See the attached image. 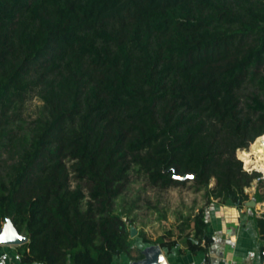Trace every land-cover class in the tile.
Returning a JSON list of instances; mask_svg holds the SVG:
<instances>
[{"label":"trees","instance_id":"16d2710c","mask_svg":"<svg viewBox=\"0 0 264 264\" xmlns=\"http://www.w3.org/2000/svg\"><path fill=\"white\" fill-rule=\"evenodd\" d=\"M263 138L264 0H0V231L28 237L21 264L144 259L119 205L136 180L204 192L179 251L207 253L205 208L250 200L262 173L237 152Z\"/></svg>","mask_w":264,"mask_h":264},{"label":"crops","instance_id":"0c3cea01","mask_svg":"<svg viewBox=\"0 0 264 264\" xmlns=\"http://www.w3.org/2000/svg\"><path fill=\"white\" fill-rule=\"evenodd\" d=\"M257 185L254 182L249 189L250 199L256 201L254 206L246 203L238 206L213 200L205 208L207 232L213 238L207 253L179 251V248L185 250L181 243L180 247L172 251L163 249L168 264H264V243L253 219L254 216L264 215V186L260 187V197L257 199L254 196ZM1 246L0 264H21L16 250L18 245ZM143 253L147 258V252L144 250ZM132 263L135 262L128 255L122 254L115 258L113 264Z\"/></svg>","mask_w":264,"mask_h":264},{"label":"rangeland","instance_id":"374dc122","mask_svg":"<svg viewBox=\"0 0 264 264\" xmlns=\"http://www.w3.org/2000/svg\"><path fill=\"white\" fill-rule=\"evenodd\" d=\"M40 104L37 97L28 101L24 117L28 120L34 117ZM256 142L257 140L254 143ZM260 145L264 149V143L261 142ZM252 149V144L247 149H240L251 155L249 160L242 159L244 167L247 164V167H255L258 170L253 169L254 171L261 172L259 165L254 163L256 157ZM239 157L241 158V156ZM213 185L214 180L211 183V186ZM205 203L204 192L195 191L191 183L184 187L159 191L141 180L134 181L123 197L119 199L121 209L129 208L131 210L133 208L128 212L130 217L136 220V225L131 228L135 227L137 234L131 238H134V245L143 251L158 247V245L144 243L142 241L143 234L152 240L167 234L182 243L185 235L191 230L188 224L192 226V216L205 206ZM132 255L137 256L138 253L134 250Z\"/></svg>","mask_w":264,"mask_h":264},{"label":"water","instance_id":"95a60500","mask_svg":"<svg viewBox=\"0 0 264 264\" xmlns=\"http://www.w3.org/2000/svg\"><path fill=\"white\" fill-rule=\"evenodd\" d=\"M239 151L240 149L237 152L238 157ZM240 159L242 160V158ZM193 177L194 174L190 173L179 178L188 179ZM246 204L249 206H254L256 204V201L253 198L247 201ZM136 234L137 230L135 229V227H132L130 236L134 237ZM26 242H28V237L21 234L14 226L12 220L8 219L7 222L4 224L2 230L0 231V245H22ZM146 252L148 254L147 258L137 261V264H168L167 257L163 252V248H161L159 245L156 248L146 250Z\"/></svg>","mask_w":264,"mask_h":264},{"label":"bare ground","instance_id":"6f19581e","mask_svg":"<svg viewBox=\"0 0 264 264\" xmlns=\"http://www.w3.org/2000/svg\"><path fill=\"white\" fill-rule=\"evenodd\" d=\"M261 142L264 143V138L258 140L253 145V149L252 150L254 152V156L256 157V160L254 161V163L259 165V167H260L259 170L264 171V149L260 145ZM239 156H241V158L245 159V160H249V158L251 157V155L248 154V152H246L244 150H240ZM254 169H257V168L254 167Z\"/></svg>","mask_w":264,"mask_h":264},{"label":"built area","instance_id":"2783aa9c","mask_svg":"<svg viewBox=\"0 0 264 264\" xmlns=\"http://www.w3.org/2000/svg\"><path fill=\"white\" fill-rule=\"evenodd\" d=\"M248 172H252V171H254L253 170V168H245ZM262 173V176L261 177H259L255 182H258L260 179L261 180H264V171L263 172H261Z\"/></svg>","mask_w":264,"mask_h":264}]
</instances>
